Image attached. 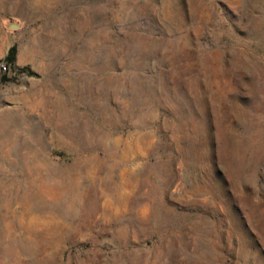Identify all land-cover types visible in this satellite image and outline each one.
<instances>
[{"label": "rangeland", "instance_id": "obj_1", "mask_svg": "<svg viewBox=\"0 0 264 264\" xmlns=\"http://www.w3.org/2000/svg\"><path fill=\"white\" fill-rule=\"evenodd\" d=\"M0 63V264H264V0H0Z\"/></svg>", "mask_w": 264, "mask_h": 264}, {"label": "trees", "instance_id": "obj_2", "mask_svg": "<svg viewBox=\"0 0 264 264\" xmlns=\"http://www.w3.org/2000/svg\"><path fill=\"white\" fill-rule=\"evenodd\" d=\"M14 56H15V47L13 46L10 48V50L6 56L8 62H10V63L13 62Z\"/></svg>", "mask_w": 264, "mask_h": 264}, {"label": "built area", "instance_id": "obj_3", "mask_svg": "<svg viewBox=\"0 0 264 264\" xmlns=\"http://www.w3.org/2000/svg\"><path fill=\"white\" fill-rule=\"evenodd\" d=\"M9 71V66L6 63H0V73H5Z\"/></svg>", "mask_w": 264, "mask_h": 264}, {"label": "water", "instance_id": "obj_4", "mask_svg": "<svg viewBox=\"0 0 264 264\" xmlns=\"http://www.w3.org/2000/svg\"><path fill=\"white\" fill-rule=\"evenodd\" d=\"M13 26H16L15 24H13Z\"/></svg>", "mask_w": 264, "mask_h": 264}]
</instances>
